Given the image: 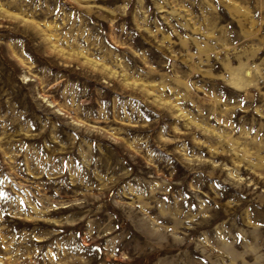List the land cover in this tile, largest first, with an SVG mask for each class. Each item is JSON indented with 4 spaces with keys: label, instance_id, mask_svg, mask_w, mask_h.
I'll return each instance as SVG.
<instances>
[{
    "label": "rangeland",
    "instance_id": "1",
    "mask_svg": "<svg viewBox=\"0 0 264 264\" xmlns=\"http://www.w3.org/2000/svg\"><path fill=\"white\" fill-rule=\"evenodd\" d=\"M0 264H264V0H0Z\"/></svg>",
    "mask_w": 264,
    "mask_h": 264
}]
</instances>
